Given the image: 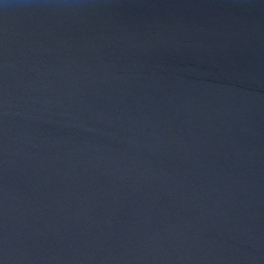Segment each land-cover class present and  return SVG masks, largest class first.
Instances as JSON below:
<instances>
[{
	"label": "water",
	"instance_id": "obj_1",
	"mask_svg": "<svg viewBox=\"0 0 264 264\" xmlns=\"http://www.w3.org/2000/svg\"><path fill=\"white\" fill-rule=\"evenodd\" d=\"M0 264H264V0H0Z\"/></svg>",
	"mask_w": 264,
	"mask_h": 264
}]
</instances>
